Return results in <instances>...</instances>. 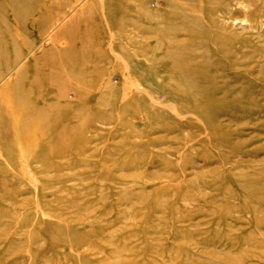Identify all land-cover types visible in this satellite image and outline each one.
Segmentation results:
<instances>
[{
  "label": "rangeland",
  "instance_id": "1",
  "mask_svg": "<svg viewBox=\"0 0 264 264\" xmlns=\"http://www.w3.org/2000/svg\"><path fill=\"white\" fill-rule=\"evenodd\" d=\"M44 1L43 30L41 7L19 21L0 0V88L45 48L68 50L61 33L90 0ZM141 1L86 66L87 86H44L34 151L0 148V264H264V0L188 8L205 31L177 41L200 96L165 85L169 59L139 76L154 24Z\"/></svg>",
  "mask_w": 264,
  "mask_h": 264
},
{
  "label": "bare ground",
  "instance_id": "2",
  "mask_svg": "<svg viewBox=\"0 0 264 264\" xmlns=\"http://www.w3.org/2000/svg\"><path fill=\"white\" fill-rule=\"evenodd\" d=\"M205 1L163 0L165 3L163 10L159 8L151 10L145 7L147 0L141 1V12L154 22L152 26L147 27L151 30L152 37L144 40L142 59L139 61V76L143 81L149 82L155 77L162 70L165 60L169 59L170 69H177L178 72L175 71L168 77L166 86L175 90L185 89L195 96L205 93L195 83L194 73L185 68L186 64L183 61L186 49L177 41V35L187 28L191 29L192 26L196 27L194 29L201 28L205 31L198 18L196 16L192 18L190 12H187L188 8L195 7L194 3ZM49 3L44 0H12L19 21H22L29 12V14L37 13L36 8L41 7V13L31 18L32 21L41 24L40 29H45L54 19V6ZM96 10L100 11L101 15L97 14ZM129 11L128 0H90L81 9L80 14L69 23L67 28L73 26L71 31L66 28L61 33L64 37L67 35V38L70 36L72 38L68 50L56 51L51 47L45 48L35 59L34 69L23 68L9 83L0 88V148L4 153L13 146H16L20 152L34 151L36 141L42 134V130L38 128H42L46 121L44 107L38 103L45 99L44 86L48 85L50 92L57 93L58 97L68 95L67 87L73 86L76 82L80 81L81 86H87L83 82L86 81L84 75L86 66L93 64L96 57L99 60L107 57V54L100 50V46H103L106 35L116 32L124 25ZM176 13L182 21L181 26L177 25L179 20L172 18ZM92 16L99 20L96 21L93 17L89 24L81 23ZM119 48L122 56L128 62H133L134 56L126 51L123 45ZM166 67L168 66H164ZM45 68L47 69L44 70ZM106 85L110 89V83ZM52 104L56 106L58 102ZM62 116L65 117L63 113Z\"/></svg>",
  "mask_w": 264,
  "mask_h": 264
}]
</instances>
